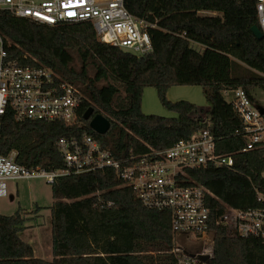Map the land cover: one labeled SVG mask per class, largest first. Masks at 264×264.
Here are the masks:
<instances>
[{
	"label": "trees",
	"instance_id": "obj_1",
	"mask_svg": "<svg viewBox=\"0 0 264 264\" xmlns=\"http://www.w3.org/2000/svg\"><path fill=\"white\" fill-rule=\"evenodd\" d=\"M132 15L148 27L152 51L136 55L100 42L89 22L47 26L0 14V33L10 57L29 66H44L77 85L82 97L73 122L16 121L7 111L0 125V153L17 152L26 167L59 169L55 142L61 136L90 135L116 158L161 150L188 138L209 117L218 153H231V168L190 170L195 184L208 190L213 257L209 264H264V246L241 238L214 217L226 206L254 208V190L264 194V143L242 151V121L224 92L242 88L261 106L254 91H264V36L258 27L255 0H124ZM196 45L197 47L193 46ZM25 55L26 59H22ZM172 85H200L208 103L170 101ZM156 90L161 105L175 117L144 114V87ZM89 107L109 120L104 134L83 119ZM264 119V113L262 114ZM51 247L49 261L34 256L18 233L19 212L0 214V264H173L167 211L142 205L137 193L111 169L59 176L50 183Z\"/></svg>",
	"mask_w": 264,
	"mask_h": 264
},
{
	"label": "built area",
	"instance_id": "obj_2",
	"mask_svg": "<svg viewBox=\"0 0 264 264\" xmlns=\"http://www.w3.org/2000/svg\"><path fill=\"white\" fill-rule=\"evenodd\" d=\"M255 10L258 28L264 34V0H255ZM1 13L47 26L89 22L100 42L136 55L152 51L148 27L154 25L129 13L124 0H0ZM227 92L242 121V151L260 146L264 143V119L258 106L242 88ZM81 97L77 85L65 81L50 68L29 66L20 58L10 57L7 40L0 33V125L7 111L12 112L16 121L58 120L70 124L76 117ZM201 117L204 126L188 138L138 156L116 158L85 134L61 136L56 140L55 147L62 159L59 169L26 167L17 162L15 150L0 153V197L7 196L9 180L42 178L52 183L59 176L111 169L137 193L143 206L168 212L173 264H209L213 239L206 203L208 190L195 184L189 171L208 166L231 168L235 158L231 153L216 151L210 119L206 115ZM254 193L258 207L226 206L213 221L238 237L259 239L264 246V194L257 189ZM180 238L189 240V245L180 244ZM200 241V252L192 255L190 247ZM198 255L207 256V260L201 261Z\"/></svg>",
	"mask_w": 264,
	"mask_h": 264
},
{
	"label": "rangeland",
	"instance_id": "obj_3",
	"mask_svg": "<svg viewBox=\"0 0 264 264\" xmlns=\"http://www.w3.org/2000/svg\"><path fill=\"white\" fill-rule=\"evenodd\" d=\"M194 47H197L193 44ZM255 97L264 108V91L255 90ZM166 98L170 101L185 100L194 103L204 111L208 103L200 85H172L166 90ZM227 101L231 100L230 92L224 93ZM140 108L144 114H155L164 117H175L176 113L165 109L152 86L143 89ZM201 115H205L204 113ZM5 197H0V214L14 215L19 212L24 227L19 231V237L28 242L34 256L43 260L53 258L51 247V226L49 206L53 202L50 183L42 178L9 180L6 182ZM194 239V238H193ZM193 241V240H192ZM180 244L189 245V240L180 238Z\"/></svg>",
	"mask_w": 264,
	"mask_h": 264
},
{
	"label": "water",
	"instance_id": "obj_4",
	"mask_svg": "<svg viewBox=\"0 0 264 264\" xmlns=\"http://www.w3.org/2000/svg\"><path fill=\"white\" fill-rule=\"evenodd\" d=\"M251 32L257 39H261L264 36V34L260 31V29L257 26H252ZM258 109L260 114L264 113V108L262 106H258ZM92 113H93V108L92 107L87 108L83 113V119L89 120L88 121L89 127L93 131H95L98 134H104L110 126L109 120L99 113H95L93 115ZM201 246L202 243L200 241L199 243L190 247L191 254L193 255L194 253L200 252ZM198 258L201 261L207 260V256L205 255H198Z\"/></svg>",
	"mask_w": 264,
	"mask_h": 264
},
{
	"label": "crops",
	"instance_id": "obj_5",
	"mask_svg": "<svg viewBox=\"0 0 264 264\" xmlns=\"http://www.w3.org/2000/svg\"><path fill=\"white\" fill-rule=\"evenodd\" d=\"M207 109V108H206Z\"/></svg>",
	"mask_w": 264,
	"mask_h": 264
}]
</instances>
